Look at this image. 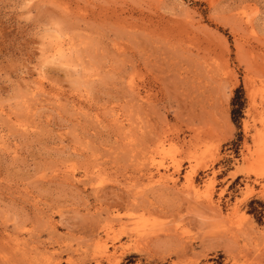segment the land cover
<instances>
[{
  "label": "rangeland",
  "instance_id": "374dc122",
  "mask_svg": "<svg viewBox=\"0 0 264 264\" xmlns=\"http://www.w3.org/2000/svg\"><path fill=\"white\" fill-rule=\"evenodd\" d=\"M0 264H264V0H0Z\"/></svg>",
  "mask_w": 264,
  "mask_h": 264
},
{
  "label": "bare ground",
  "instance_id": "6f19581e",
  "mask_svg": "<svg viewBox=\"0 0 264 264\" xmlns=\"http://www.w3.org/2000/svg\"><path fill=\"white\" fill-rule=\"evenodd\" d=\"M64 46L63 47H60V49L58 50V54H62V53H64L65 51H64ZM30 126V125H29Z\"/></svg>",
  "mask_w": 264,
  "mask_h": 264
},
{
  "label": "trees",
  "instance_id": "16d2710c",
  "mask_svg": "<svg viewBox=\"0 0 264 264\" xmlns=\"http://www.w3.org/2000/svg\"><path fill=\"white\" fill-rule=\"evenodd\" d=\"M240 105V104H239Z\"/></svg>",
  "mask_w": 264,
  "mask_h": 264
}]
</instances>
